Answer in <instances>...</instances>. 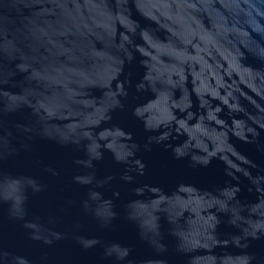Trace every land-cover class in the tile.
<instances>
[{"label": "water", "instance_id": "water-1", "mask_svg": "<svg viewBox=\"0 0 264 264\" xmlns=\"http://www.w3.org/2000/svg\"><path fill=\"white\" fill-rule=\"evenodd\" d=\"M0 264H264V0H0Z\"/></svg>", "mask_w": 264, "mask_h": 264}]
</instances>
